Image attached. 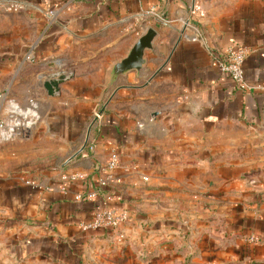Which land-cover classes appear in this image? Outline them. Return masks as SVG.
Wrapping results in <instances>:
<instances>
[{
  "label": "crops",
  "instance_id": "obj_1",
  "mask_svg": "<svg viewBox=\"0 0 264 264\" xmlns=\"http://www.w3.org/2000/svg\"><path fill=\"white\" fill-rule=\"evenodd\" d=\"M8 1L0 90L19 91L9 112L37 116L0 158L13 255L94 264L138 251L163 263L185 249L196 264H264V0ZM148 26L159 36L145 69L106 90ZM229 47L245 51L250 91L218 67ZM59 71L74 77L52 97L43 84ZM115 206L130 214L120 230L81 226Z\"/></svg>",
  "mask_w": 264,
  "mask_h": 264
},
{
  "label": "built area",
  "instance_id": "obj_2",
  "mask_svg": "<svg viewBox=\"0 0 264 264\" xmlns=\"http://www.w3.org/2000/svg\"><path fill=\"white\" fill-rule=\"evenodd\" d=\"M244 49H234L229 47L222 57L218 58L220 71L230 76L238 89L250 91L254 87L248 83L245 77L243 63L245 61ZM37 116L29 112L22 111L18 104L13 105L8 117H0V144L6 143L17 137L21 132L29 131L35 126ZM117 158L114 157L108 164L110 169L117 167ZM35 184V181H28ZM130 220L129 212L121 207H106L97 210L92 218L82 223V227L89 230L120 229ZM251 242H256V237H250Z\"/></svg>",
  "mask_w": 264,
  "mask_h": 264
},
{
  "label": "rangeland",
  "instance_id": "obj_3",
  "mask_svg": "<svg viewBox=\"0 0 264 264\" xmlns=\"http://www.w3.org/2000/svg\"><path fill=\"white\" fill-rule=\"evenodd\" d=\"M11 7H12V3L9 2L8 0H0V14L11 12V10H9V8ZM138 20H139V23H141L140 24L141 27H144L145 26L144 24H147V22H149L150 19L148 16H141V18H139ZM88 62H89L87 63L88 67L89 68L93 67L92 71L89 70V74H94L93 73L95 70L94 68L96 67L91 65V62H93V60H91V62L90 61ZM84 65L87 66L86 63H84ZM80 66H81V63H80ZM16 92H19V91H16ZM16 92L10 89L0 90V117H3V118L8 117L9 104L14 102L12 101L13 99L17 98ZM23 93H25V91H23ZM28 98L24 97L22 100H27L26 104L30 105L33 99H31V97L29 96ZM33 128L34 127H32L29 131L21 132V134H19L18 136L25 138L27 135L30 134ZM17 137L9 141V143L6 142V144L4 143L0 144V158L8 150L7 147L11 144V142L14 141ZM1 169H3V165H0V170ZM118 230L120 229L113 230V231H118ZM189 251H190L189 252L190 255L188 254V250L184 249V251H182V254L180 256L173 257L171 255L168 257V259H164L163 263L161 262L159 263L156 260V257H155L156 255L153 253H138L137 251L134 255L124 256L123 253H119L118 250H115L113 253H109L107 256L103 257L101 260H97V262L94 264H196L195 263L196 259L203 258L199 256L198 253H191V250ZM193 257L194 258L196 257V258L194 259ZM0 264H51V263H49L45 259H37L35 257H29L28 259L17 258L16 256L13 255L12 249L10 245L6 243V239L4 238V236L0 234Z\"/></svg>",
  "mask_w": 264,
  "mask_h": 264
},
{
  "label": "water",
  "instance_id": "obj_4",
  "mask_svg": "<svg viewBox=\"0 0 264 264\" xmlns=\"http://www.w3.org/2000/svg\"><path fill=\"white\" fill-rule=\"evenodd\" d=\"M159 32L153 26H148L133 43L127 55L120 60L115 61L108 70L106 76V90L111 88L121 76L127 75L130 71L142 72L147 64V51H155V42ZM74 77V73L59 71L53 73L44 81L43 87L48 95L52 97L59 96L61 93V84Z\"/></svg>",
  "mask_w": 264,
  "mask_h": 264
}]
</instances>
